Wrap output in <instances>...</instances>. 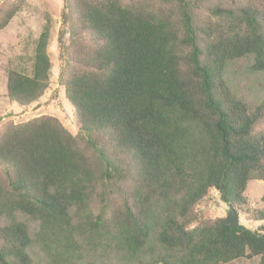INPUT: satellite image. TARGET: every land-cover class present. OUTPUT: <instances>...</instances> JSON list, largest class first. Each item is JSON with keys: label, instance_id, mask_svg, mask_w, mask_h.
<instances>
[{"label": "trees", "instance_id": "trees-1", "mask_svg": "<svg viewBox=\"0 0 264 264\" xmlns=\"http://www.w3.org/2000/svg\"><path fill=\"white\" fill-rule=\"evenodd\" d=\"M25 2L0 8V30ZM53 29L46 13L29 68L8 67L11 104H39L50 89ZM57 42L77 132L49 114L0 129V264H34L35 243L65 260L80 238L133 255L154 238L181 264H264V225L232 228L198 211L217 191L264 221L245 195L264 182V101L252 106L226 77L246 57L264 72V10L252 0H63ZM17 213L39 223L35 239Z\"/></svg>", "mask_w": 264, "mask_h": 264}, {"label": "rangeland", "instance_id": "rangeland-1", "mask_svg": "<svg viewBox=\"0 0 264 264\" xmlns=\"http://www.w3.org/2000/svg\"><path fill=\"white\" fill-rule=\"evenodd\" d=\"M10 1L0 0V8ZM252 1L264 10V0ZM62 8L63 0H26L11 22L0 30V129L10 121L21 123L49 114L58 117L72 133L77 132L74 109L67 101L63 87L59 86L57 81L60 64L57 34ZM46 13H50L54 19L53 41L49 49L53 64L50 89L39 104H32L26 108L19 107L11 104L6 96L8 67L12 65L29 68V59L33 53L35 40L45 23ZM253 63V57L234 61L227 67L226 77L239 96L244 97L252 106H257L264 101V72L254 70ZM263 194L264 182L257 178L252 179L245 192L252 207L264 209ZM198 211L201 215L212 218L226 217L230 207L220 200L217 191H212L199 205ZM239 217L240 223L251 231L259 232L260 227L264 225V221L249 220L242 212L239 213ZM17 218L28 225L30 234L35 239L39 223L23 213H17ZM79 244L80 248L76 249L69 258L54 261L35 243L32 249L34 264H172V262L181 264L178 253L164 250L154 238L153 248H147L136 255L120 250L113 241L93 245L86 239L80 238ZM259 261V258H240L228 264H258Z\"/></svg>", "mask_w": 264, "mask_h": 264}, {"label": "water", "instance_id": "water-1", "mask_svg": "<svg viewBox=\"0 0 264 264\" xmlns=\"http://www.w3.org/2000/svg\"><path fill=\"white\" fill-rule=\"evenodd\" d=\"M226 224L232 228L245 229L246 227L240 223L239 213L234 209L230 208L228 215L226 216ZM251 231V230H250ZM257 235V234H254Z\"/></svg>", "mask_w": 264, "mask_h": 264}]
</instances>
